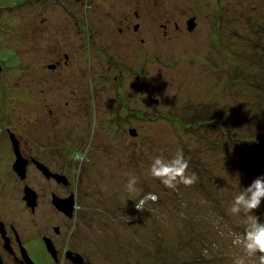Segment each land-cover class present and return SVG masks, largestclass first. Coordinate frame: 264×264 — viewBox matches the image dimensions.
<instances>
[{
	"label": "rangeland",
	"instance_id": "374dc122",
	"mask_svg": "<svg viewBox=\"0 0 264 264\" xmlns=\"http://www.w3.org/2000/svg\"><path fill=\"white\" fill-rule=\"evenodd\" d=\"M171 11L166 36L160 13ZM0 55V137L14 131L31 147L58 138L54 161L79 175L85 226L106 247L119 237L132 264L244 255L233 239L248 215L264 222V200L248 214L229 208L264 175V0H0ZM218 110L226 134L209 115ZM177 150L197 179L171 189L149 169Z\"/></svg>",
	"mask_w": 264,
	"mask_h": 264
},
{
	"label": "flooded vegetation",
	"instance_id": "af4514ba",
	"mask_svg": "<svg viewBox=\"0 0 264 264\" xmlns=\"http://www.w3.org/2000/svg\"><path fill=\"white\" fill-rule=\"evenodd\" d=\"M174 14L160 13L167 22L162 25L166 36ZM135 16L139 18L140 13ZM124 19L129 25V17ZM190 19L196 18L183 19V24L187 21L192 31ZM174 22L178 28L179 23ZM140 24H135L134 30ZM4 63L0 55V75ZM9 133L0 139V264H132V246L114 247L119 237L106 236L113 240L106 247L105 233L87 230L82 206L87 193L67 163L57 165L54 161L58 138L31 147L16 132ZM127 239L132 244V236Z\"/></svg>",
	"mask_w": 264,
	"mask_h": 264
},
{
	"label": "clouds",
	"instance_id": "9594fccd",
	"mask_svg": "<svg viewBox=\"0 0 264 264\" xmlns=\"http://www.w3.org/2000/svg\"><path fill=\"white\" fill-rule=\"evenodd\" d=\"M72 159L83 163L86 160V153L76 152ZM189 162L184 158L182 150H177L171 159L163 156L153 158L149 173L152 177L160 180L165 187L175 189L178 184L190 186L196 182V175L186 174ZM137 178L129 175L125 189L129 193L137 192ZM148 197H144L135 203L138 211L145 209ZM264 200V175H259L244 188L243 191L234 196L229 212L232 215L251 213L258 209ZM233 245L242 249L244 255H237L233 258V264H250L249 258L258 255L257 264H264V222L258 216L248 215L246 227L243 234L233 239Z\"/></svg>",
	"mask_w": 264,
	"mask_h": 264
},
{
	"label": "trees",
	"instance_id": "16d2710c",
	"mask_svg": "<svg viewBox=\"0 0 264 264\" xmlns=\"http://www.w3.org/2000/svg\"><path fill=\"white\" fill-rule=\"evenodd\" d=\"M211 117H212V122H213V124L216 126V125H218V123H217V121H216V119H217V117H219L218 118V120L221 122V125H220V127H219V129H222V132L223 133H227V131H224V129L227 127V125H228V123H226V121L224 122V121H222L223 120V111L222 110H218V111H214L213 112V114H209ZM198 118V117H197ZM197 118H195L196 119V121H198L199 123H201V118L199 117V119H197ZM216 118V119H215ZM215 120V121H214ZM211 124V123H210ZM223 127H225L224 129H223ZM232 135H229V137H231ZM237 136V135H236ZM258 140L255 138V137H251V138H249V142H257ZM259 142V141H258Z\"/></svg>",
	"mask_w": 264,
	"mask_h": 264
},
{
	"label": "water",
	"instance_id": "95a60500",
	"mask_svg": "<svg viewBox=\"0 0 264 264\" xmlns=\"http://www.w3.org/2000/svg\"><path fill=\"white\" fill-rule=\"evenodd\" d=\"M195 21H194V19H191L190 21H189V29H193L194 28V26H195V23H194ZM130 133L132 134V135H136L137 134V131L136 130H132V131H130ZM22 170L24 171V173H26V166H25V164H24V166L22 167Z\"/></svg>",
	"mask_w": 264,
	"mask_h": 264
}]
</instances>
